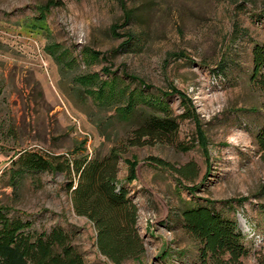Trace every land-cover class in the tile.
Returning a JSON list of instances; mask_svg holds the SVG:
<instances>
[{
	"label": "rangeland",
	"instance_id": "rangeland-1",
	"mask_svg": "<svg viewBox=\"0 0 264 264\" xmlns=\"http://www.w3.org/2000/svg\"><path fill=\"white\" fill-rule=\"evenodd\" d=\"M49 1L0 0V207L34 231L62 227L85 264H113L73 210L70 177L24 172L17 158L103 155L128 143L146 114L167 113L177 135L125 147L119 162L145 247L122 264H193L197 242L181 217L189 201L235 219L250 249L243 262L253 264L264 252V152L254 140L264 108L249 73L264 0ZM127 32L137 44L116 51ZM150 156L172 168L192 162L195 177Z\"/></svg>",
	"mask_w": 264,
	"mask_h": 264
},
{
	"label": "trees",
	"instance_id": "trees-1",
	"mask_svg": "<svg viewBox=\"0 0 264 264\" xmlns=\"http://www.w3.org/2000/svg\"><path fill=\"white\" fill-rule=\"evenodd\" d=\"M124 12L130 15L125 8ZM136 41L133 33L127 32L116 51H128ZM224 69L225 60L220 59L216 72H224ZM249 84L262 95L264 108V40L255 42L252 47ZM134 113L132 110L129 118ZM188 113L186 110V115ZM177 132V122L169 114L148 113L134 129L128 143L112 146L103 155L73 157L63 162L59 155L45 157L37 152H26L18 156L17 162L24 172H65L71 179L68 191L73 210L93 224L98 252L111 263L122 264L129 259H139L145 251L137 229L138 208L127 187L118 180L125 147L143 145L150 137L172 139ZM254 140L264 152V121L255 131ZM149 158L175 171L180 178L191 181L195 177L192 162L172 168L164 160ZM127 163L125 180L131 182L135 179V162L127 160ZM181 217L183 228L197 242V260L193 264H245L243 258L250 254V249L235 219L191 201L181 209ZM30 227L29 221L11 217L0 207V264H85L81 253L72 245L69 233L62 227H53L49 232L34 231ZM253 264H264V252L256 254Z\"/></svg>",
	"mask_w": 264,
	"mask_h": 264
}]
</instances>
